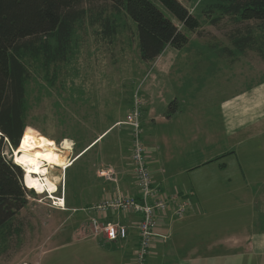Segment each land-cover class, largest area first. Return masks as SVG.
Here are the masks:
<instances>
[{
    "label": "crops",
    "instance_id": "obj_1",
    "mask_svg": "<svg viewBox=\"0 0 264 264\" xmlns=\"http://www.w3.org/2000/svg\"><path fill=\"white\" fill-rule=\"evenodd\" d=\"M186 33L190 38L187 46L181 49L168 46L154 62H143L144 74L147 76L152 71L145 92L140 89L143 104L147 95L155 96L158 101L150 115L145 111L142 115L147 165L161 194L178 197L187 209L183 216H174L172 204L158 217V236L153 243L150 264H264V201L258 200L264 193V117L250 121L254 115H264L259 113L264 106V76L256 81L254 63L250 62L238 69L227 67L240 63V58L235 56L228 61L217 53L215 57L207 55L200 44L203 35ZM206 47L212 52L218 48L215 43ZM234 51L228 52L230 56ZM183 62L190 63L195 72L186 73L181 66ZM205 62L208 68L200 73L199 66ZM241 68H246V72ZM209 72L211 77L219 75L221 82L230 84L228 87L233 85L235 93L210 101H205L206 97L203 103L199 98L196 100L207 88L201 85L200 78L207 77ZM184 85L187 93L182 91ZM207 91L213 93L211 83ZM181 100L189 110L185 114H182ZM172 102L177 104V111L168 114ZM204 108L213 110L212 122L205 118ZM128 111L112 116L104 126L107 131L91 144L103 143L101 138L111 131L104 138V146L110 135V145L114 146L110 159L118 158L122 170L117 171L116 165L108 164L104 169L113 170L115 180H104L114 184L115 191L135 196L139 190L134 164L132 161L130 166L126 160L128 157L132 160L131 135L127 127L118 125L126 119L124 112ZM225 114L232 122L230 128L223 124ZM179 116L180 120L174 121ZM158 141L161 147L157 151L155 142ZM181 147L183 152L175 154ZM124 152L129 155L124 156ZM196 207L202 210L201 214L196 212ZM257 212L261 215L259 219ZM109 219L114 221L116 217ZM124 220L128 222L127 218ZM87 231L82 238L111 243L125 250V256L131 254L132 261L133 249L138 243L136 230L130 229L129 240L119 243L108 242L103 236L95 238Z\"/></svg>",
    "mask_w": 264,
    "mask_h": 264
},
{
    "label": "rangeland",
    "instance_id": "obj_2",
    "mask_svg": "<svg viewBox=\"0 0 264 264\" xmlns=\"http://www.w3.org/2000/svg\"><path fill=\"white\" fill-rule=\"evenodd\" d=\"M181 1L202 23L203 37L200 44L207 55L215 57V53H217L218 57L221 55L228 61L235 56L239 57L240 63L237 62L232 66L227 65V67L232 69L246 66L248 62L254 63L256 81L263 78L264 58L252 50H247L244 53L238 52L230 42V33L233 34L237 30H244L245 25L248 24L247 22H237L229 17L225 18L218 26H213L210 24L207 14L203 13L207 5H209L210 0ZM161 8L169 18L177 22L167 9L162 6ZM121 15L122 28L118 31L115 42L112 45H105L101 41L96 42V36L91 29L88 33H85L87 35L82 40L76 58L70 64L65 65L64 70L59 76L60 86L63 88L61 94L56 90L55 86L51 87L47 82H43L47 85L45 87L37 88L35 85V91L30 97L32 108L28 121L29 127L26 129L28 137L33 140L32 146H34V150L30 152H37V141L38 139H43L55 145V150L60 154V160L63 163L50 165L52 163L50 160L45 161L48 168V178L57 186L55 193L50 192V190L43 193L35 189L31 190V188L26 186L24 175V185L30 191H33L34 194L29 192V205L14 219L13 225L9 229L12 230L8 233V236L6 238L3 235L0 236V264L132 263L131 254L127 253L125 256V250L118 249V247L111 243L99 242L97 239L82 238L87 235V230L90 233L91 219L96 215L93 214L94 212L87 211L89 209H83L79 212H75V210L72 212L66 211V196H68V193L65 191V173L70 166L69 164L78 157L82 150L85 151L96 137L104 133V126L109 123L112 116L117 117L121 115L120 112L128 109L129 111L124 112V114L127 113L126 117L129 115L131 104L133 106L135 104V93L139 90L138 87L142 92H145V84L149 83L146 81L151 76L152 71H149L147 76L144 74L143 66L145 64L140 58L134 37L136 24L126 18L124 13ZM251 24L257 23L252 21ZM255 28L257 29V27ZM184 31L190 32L185 28ZM190 35L192 37L195 36L191 33ZM194 40L196 39L194 38ZM214 43L218 46L216 52H212L206 47L208 44L213 46ZM230 48L235 51L237 50L236 52L234 51L235 54L233 56H230L231 54L228 53L231 50ZM181 66L186 73L195 72L192 71L190 63L183 62ZM199 67V71L202 73V69L208 68V64L205 62ZM241 69H245L243 72H246V68ZM208 74L207 77L200 78L202 80L201 85L205 84L208 88L211 83L214 91L208 94L206 88L196 98V100L200 99V103L235 93L234 86L228 87L229 83L223 82V80L221 82L219 75L213 74L211 77V72ZM141 77L143 81L139 84ZM220 86H222V90H220ZM135 89L137 90L134 92ZM182 91L187 93L188 89L186 85H184ZM206 97L207 99L203 101ZM147 98V101L145 98V104L142 105V109L144 106L142 115L144 111L146 115H150L151 111L158 106L155 96L147 95ZM181 101L183 103L182 114H185L189 110L185 107L184 100ZM204 109L206 110L205 114L204 111H200L199 113L201 115L204 114L205 118L212 122L214 120L213 110ZM259 113H264V106ZM263 117L264 115L257 114L252 116L250 121H258ZM179 120L180 116L174 121ZM223 124L229 128L232 125L231 120L226 114L225 117L223 116ZM110 138L112 137L109 135L106 143L107 148L104 146L105 142L100 143L94 153L89 156L91 157V161L86 158L89 162H92L89 167L90 170H93L96 166L98 177H100L98 174L108 164L116 165L117 171L122 170V163L118 158L110 159L112 155L111 150L114 149V146L110 145ZM155 144L158 145V151L161 147L159 141L155 142ZM100 151L106 153H98L100 155L99 161H93L94 155ZM15 152L13 159L18 164L15 160ZM177 152L182 153L183 148L181 147L179 151H174L175 154ZM6 153L11 157L9 149H7ZM128 155L124 152V156ZM154 155V162L157 165V155ZM126 160L131 166V158L128 157ZM126 160L125 162H127ZM18 165L22 167L24 174H26L25 166ZM128 168L129 166L126 164L125 169L128 170ZM97 170H99V173ZM78 186L82 189V197L86 199L92 197V199H95V194L91 193L93 185L86 183ZM71 195V199H73L75 196ZM260 195L258 200L264 201V193ZM60 198L65 199V209L55 207V202H59ZM86 201L84 200L83 203ZM201 211L196 207L198 214H201ZM249 211H252V209ZM256 217L259 219L261 215L257 212ZM124 219L122 218V222L125 221Z\"/></svg>",
    "mask_w": 264,
    "mask_h": 264
},
{
    "label": "trees",
    "instance_id": "obj_3",
    "mask_svg": "<svg viewBox=\"0 0 264 264\" xmlns=\"http://www.w3.org/2000/svg\"><path fill=\"white\" fill-rule=\"evenodd\" d=\"M161 6L177 22L169 18ZM122 13L136 24L134 37L145 63L154 62L168 46L177 49L187 46L190 38L184 28L199 35L203 33L200 19L181 0H0V236H8L14 219L29 205V192L34 194L24 185V171L14 162L13 154L34 150L26 129L35 85L45 87L43 82H47L61 94L59 76L65 65L76 58L85 33L91 29L96 42L112 45L122 28ZM203 13L213 26L229 17L247 22L244 30L230 33V42L240 52L252 50L264 58V0H210ZM252 21L257 24H251ZM131 106L132 109L134 106ZM176 111L177 104L172 102L168 114ZM118 125L127 127L131 135L130 126L122 122ZM106 136L101 138L102 142ZM97 143H90V148L82 150L66 170V211L90 209L107 193L115 192L114 184L97 176L96 166L89 169L92 162L86 158L91 161L89 156L99 147ZM98 153L106 152H97L93 161H99ZM86 183L93 185L91 193L95 194V199L82 197L78 185ZM71 194L75 196L73 199ZM84 200L87 201L83 203ZM136 216L130 217L135 219Z\"/></svg>",
    "mask_w": 264,
    "mask_h": 264
},
{
    "label": "built area",
    "instance_id": "obj_4",
    "mask_svg": "<svg viewBox=\"0 0 264 264\" xmlns=\"http://www.w3.org/2000/svg\"><path fill=\"white\" fill-rule=\"evenodd\" d=\"M143 100L140 91L135 93V104L127 115L123 124L130 126L133 138L132 161L136 176V184L139 190L138 197L120 190L107 193L104 199L93 205L89 210L94 212L90 223V233L95 238L103 236L108 242L127 239L129 230L134 229L138 233V245L135 249L132 264H150L149 258L153 248L155 237L158 236V217L164 214L172 204L173 215L183 216L186 211V203L178 197H164L154 186L153 176L147 165V148L143 140V128L141 123ZM113 170H102L99 176L107 180H115ZM28 187V186H27ZM55 202V207L65 209V199L60 198ZM138 215V216H136ZM116 217L111 221L109 217ZM130 216H136L133 219ZM127 218L128 222H122ZM165 241L167 240L164 238Z\"/></svg>",
    "mask_w": 264,
    "mask_h": 264
},
{
    "label": "bare ground",
    "instance_id": "obj_5",
    "mask_svg": "<svg viewBox=\"0 0 264 264\" xmlns=\"http://www.w3.org/2000/svg\"><path fill=\"white\" fill-rule=\"evenodd\" d=\"M36 148L38 151L35 153L24 150L16 151L15 160L18 164L25 166V182L30 188H36L41 193L47 190L55 193L57 186L48 178V168L45 161L50 160L52 162L50 165H58L63 161L60 160V154L55 150V145L50 142L38 139Z\"/></svg>",
    "mask_w": 264,
    "mask_h": 264
}]
</instances>
